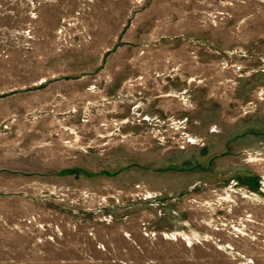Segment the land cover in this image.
I'll return each mask as SVG.
<instances>
[{"label":"rangeland","instance_id":"rangeland-1","mask_svg":"<svg viewBox=\"0 0 264 264\" xmlns=\"http://www.w3.org/2000/svg\"><path fill=\"white\" fill-rule=\"evenodd\" d=\"M0 264H264V0H0Z\"/></svg>","mask_w":264,"mask_h":264}]
</instances>
